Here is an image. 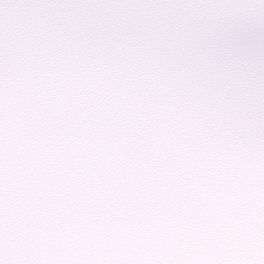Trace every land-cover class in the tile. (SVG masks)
<instances>
[{"label":"clouds","instance_id":"9594fccd","mask_svg":"<svg viewBox=\"0 0 264 264\" xmlns=\"http://www.w3.org/2000/svg\"><path fill=\"white\" fill-rule=\"evenodd\" d=\"M0 264H264V0H0Z\"/></svg>","mask_w":264,"mask_h":264}]
</instances>
